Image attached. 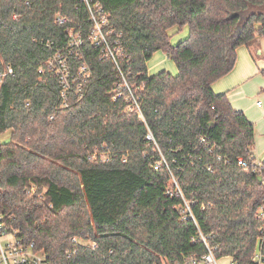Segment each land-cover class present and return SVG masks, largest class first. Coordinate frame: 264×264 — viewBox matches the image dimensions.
Masks as SVG:
<instances>
[{
	"label": "trees",
	"instance_id": "obj_1",
	"mask_svg": "<svg viewBox=\"0 0 264 264\" xmlns=\"http://www.w3.org/2000/svg\"><path fill=\"white\" fill-rule=\"evenodd\" d=\"M94 1L109 42L121 33L118 66L90 36L82 0H0V58L14 67L0 86V134L11 135L0 144L6 227L51 264H180L208 246L255 264L264 160L254 165L255 124L213 83L234 69L240 46L264 38V0ZM185 27L174 44L170 31ZM160 50L176 74L149 73ZM56 56L89 76L65 89Z\"/></svg>",
	"mask_w": 264,
	"mask_h": 264
},
{
	"label": "built area",
	"instance_id": "obj_2",
	"mask_svg": "<svg viewBox=\"0 0 264 264\" xmlns=\"http://www.w3.org/2000/svg\"><path fill=\"white\" fill-rule=\"evenodd\" d=\"M90 11L91 21L93 22L92 28L90 30V36L97 43L104 46L105 54L113 59L115 64L118 66L117 55L120 51V38L121 33H119L118 38L114 40V44L109 42L108 36L113 33V28L110 27V21L107 16L104 14V8L100 5L99 2L94 0H82ZM61 22L67 21V18H60ZM106 28V29H105ZM70 35V46H79L83 42V37L79 32H76L73 29L69 30ZM50 66L56 68V73L58 74L61 84L64 88L70 87V79L80 80V77H88V67L83 65L81 67L79 74H73L68 62V59L56 56L51 61H49ZM40 72L43 71L42 68L39 69ZM14 74V67L5 62L0 58V86L4 81L11 75ZM123 88L127 92L125 96L126 100L130 102V107H136L140 112V107L138 101L133 93L132 87L127 83L124 78ZM66 92L63 91V96ZM117 97H122V93H118ZM260 103V102H259ZM53 116H51V119ZM148 139L154 140L151 133L147 136ZM203 141L205 139H202ZM238 164L241 166H248L247 161L240 157ZM254 165L261 166V161L257 160ZM155 169L158 168V165L154 166ZM188 210L190 207L187 204ZM261 216L264 218V206L260 209ZM3 217L0 216V264H51L48 260V257L42 251L35 249V243L25 244L17 237L14 231H9L6 227ZM261 232L264 234V226L261 228ZM11 236V239H5V237ZM73 241H76V238H73ZM255 264H264V254L262 251H257L253 258ZM180 264H220V259L214 252V249L208 246L207 253L202 257H192L185 259ZM230 264H234L232 261Z\"/></svg>",
	"mask_w": 264,
	"mask_h": 264
},
{
	"label": "crops",
	"instance_id": "obj_3",
	"mask_svg": "<svg viewBox=\"0 0 264 264\" xmlns=\"http://www.w3.org/2000/svg\"><path fill=\"white\" fill-rule=\"evenodd\" d=\"M185 28L181 32H177L176 29L170 31L173 43L186 37L188 28ZM262 48L263 38L253 48L245 45L240 46L237 49V62L234 69L213 83L215 93H226L233 107L243 111L248 119L255 124L257 142H255L254 153L259 161L264 160V125L262 124L264 122V103L261 100L256 102L254 100L260 91H264V73L262 72L264 70V51ZM167 57L161 50L157 51L149 62V73L152 75L162 70L169 71L168 68L171 70L169 72L177 73L178 71H175L173 65H167ZM252 106L259 109L260 117H254L251 112ZM228 258L231 262V258Z\"/></svg>",
	"mask_w": 264,
	"mask_h": 264
},
{
	"label": "rangeland",
	"instance_id": "obj_4",
	"mask_svg": "<svg viewBox=\"0 0 264 264\" xmlns=\"http://www.w3.org/2000/svg\"><path fill=\"white\" fill-rule=\"evenodd\" d=\"M186 28H187V27H186ZM186 28H185V29H186ZM183 32H185V31H183ZM187 32H189V29H187ZM187 35H188V33L185 34V36H187ZM185 36H184V37H185ZM179 41H180V40H177V41L174 42V43H178ZM262 49H263V51H264V38H263V48H262ZM162 52H163V51H162ZM168 64H169V66H170V65H173L174 68H175V71H178L175 62H174L173 60H171L170 58L167 57V65H168ZM167 68H168V66H167ZM168 70L171 71L169 68H168ZM175 74H176V72H175ZM257 100H261V101L264 103V91H260L259 94L256 95L254 101L256 102ZM251 112L253 113L254 117H260V115H261L259 109H257V108L254 107V106H252V108H251ZM259 121L261 122V120H259ZM262 124L264 125V122H263ZM10 137H11L10 132L4 133V134H0V144H3V143H6V142H9V141H10ZM256 142H257V139H256ZM257 144H258V146H259V143H257ZM260 144H261V143H260ZM260 146L263 147V145H260ZM254 149H255V147H254ZM5 239H11V236H7V237H5ZM220 264H230V259H229L228 257H223V258L220 259Z\"/></svg>",
	"mask_w": 264,
	"mask_h": 264
}]
</instances>
